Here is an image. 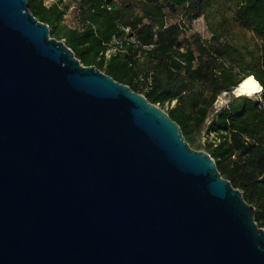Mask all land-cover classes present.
I'll list each match as a JSON object with an SVG mask.
<instances>
[{"label":"water","instance_id":"1","mask_svg":"<svg viewBox=\"0 0 264 264\" xmlns=\"http://www.w3.org/2000/svg\"><path fill=\"white\" fill-rule=\"evenodd\" d=\"M0 264H264V228L167 111L0 0Z\"/></svg>","mask_w":264,"mask_h":264},{"label":"trees","instance_id":"2","mask_svg":"<svg viewBox=\"0 0 264 264\" xmlns=\"http://www.w3.org/2000/svg\"><path fill=\"white\" fill-rule=\"evenodd\" d=\"M46 1L28 0V9L49 26L50 36L63 40L84 66L165 109L189 145L213 157L264 228V0H226L233 18L259 41L257 57L238 59L239 49L220 42L216 27L210 41L187 36L198 18L214 19L218 0ZM227 23L222 15L216 25ZM247 78L262 93L258 99L236 95ZM232 91L238 97L216 110L219 97ZM204 131L202 145L196 137Z\"/></svg>","mask_w":264,"mask_h":264},{"label":"rangeland","instance_id":"3","mask_svg":"<svg viewBox=\"0 0 264 264\" xmlns=\"http://www.w3.org/2000/svg\"><path fill=\"white\" fill-rule=\"evenodd\" d=\"M53 1L56 0H47L46 4H52ZM135 2H139L138 0H133ZM69 0L66 1L68 3ZM215 9V16L214 19L212 16H210L208 19L206 17H201L195 20L191 27L190 30L187 32V36H199L201 40L203 41H210L212 39V30L211 28L215 29L218 28V30L223 34L222 39H220V42H227L228 44L233 45L234 47H237L239 49V53L236 57H241L239 55L243 54L246 56V58H249L250 56L257 57L259 55V41L258 39L254 36V34L251 32L249 27L245 26L244 24L236 21L232 14L230 13V5L228 1L226 0H218L216 5L214 6ZM72 14V13H71ZM69 14L66 17V20L68 23H72V15ZM222 15H225V18L228 19V23L224 26H217L216 23L220 21ZM63 41V40H62ZM247 50L251 51L252 54L249 55L247 53ZM245 81H251L253 82L250 78L245 79ZM243 82L240 83L238 89L235 91L236 95H242L246 96V98H249L251 100L258 99L262 93L260 91H257L256 93L252 94H244L243 93V88L242 84ZM238 96H234L232 92L230 93H223L219 99L216 102L215 109L218 110L228 102H230L232 99L236 98ZM214 109V110H215ZM165 110V109H164ZM166 111V110H165ZM198 142L200 144H204L205 142V131L202 133L201 137H196ZM196 150L195 148H193ZM197 151H205L203 148L198 149Z\"/></svg>","mask_w":264,"mask_h":264},{"label":"bare ground","instance_id":"4","mask_svg":"<svg viewBox=\"0 0 264 264\" xmlns=\"http://www.w3.org/2000/svg\"><path fill=\"white\" fill-rule=\"evenodd\" d=\"M242 88H243L244 94H252V93H256L257 91H259V89L251 81L243 82Z\"/></svg>","mask_w":264,"mask_h":264}]
</instances>
